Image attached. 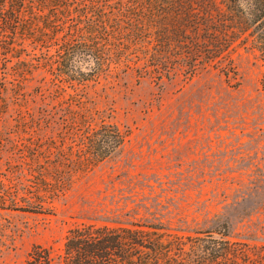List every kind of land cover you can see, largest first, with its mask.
<instances>
[{"label":"trees","instance_id":"obj_1","mask_svg":"<svg viewBox=\"0 0 264 264\" xmlns=\"http://www.w3.org/2000/svg\"><path fill=\"white\" fill-rule=\"evenodd\" d=\"M241 46L261 60L264 90V0H0V118L27 99L33 81L39 85L30 96L43 103L24 123L25 141H9L20 160L0 156V208L52 210L75 174L123 145L116 123L93 126L72 109L78 93L60 100L65 86L78 91L102 75L127 73L162 85L208 69L237 79L233 54ZM54 123L63 128L58 139L49 135ZM5 143L0 139V155ZM193 232L82 222L60 249L36 246L24 264H264V246L233 241L222 215Z\"/></svg>","mask_w":264,"mask_h":264},{"label":"rangeland","instance_id":"obj_2","mask_svg":"<svg viewBox=\"0 0 264 264\" xmlns=\"http://www.w3.org/2000/svg\"><path fill=\"white\" fill-rule=\"evenodd\" d=\"M233 58L237 79L208 69L162 85L127 73L102 75L78 91L65 86L60 100L71 102L78 93L72 109L93 126L103 119L116 123L125 141L91 170L75 174L52 210L0 208V264H24L36 246L60 249L67 231L82 222L163 223L192 234L209 230L222 215L233 241L264 246L263 66L248 47H238ZM37 85L25 86L27 99L0 118L3 162L20 160L10 146L25 141L24 123L43 105L30 96ZM62 131L54 123L49 135L58 139Z\"/></svg>","mask_w":264,"mask_h":264}]
</instances>
